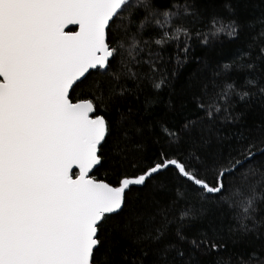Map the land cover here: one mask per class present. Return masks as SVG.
Segmentation results:
<instances>
[{
	"label": "snow or ice",
	"instance_id": "6c2138e0",
	"mask_svg": "<svg viewBox=\"0 0 264 264\" xmlns=\"http://www.w3.org/2000/svg\"><path fill=\"white\" fill-rule=\"evenodd\" d=\"M0 264H264V0H0Z\"/></svg>",
	"mask_w": 264,
	"mask_h": 264
}]
</instances>
